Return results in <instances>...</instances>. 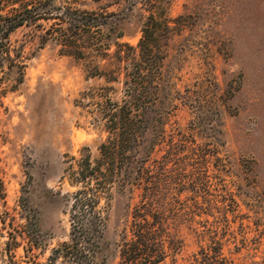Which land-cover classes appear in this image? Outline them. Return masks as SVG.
I'll use <instances>...</instances> for the list:
<instances>
[{
    "label": "rangeland",
    "instance_id": "rangeland-1",
    "mask_svg": "<svg viewBox=\"0 0 264 264\" xmlns=\"http://www.w3.org/2000/svg\"><path fill=\"white\" fill-rule=\"evenodd\" d=\"M41 1L54 12L62 5L113 12L120 40L133 46L148 9L170 19L169 32H156L165 40L161 101L170 112L162 137L157 122L147 133L146 144L159 141L150 163L164 171L159 176L174 186L173 197L216 208L188 222L179 207L170 224L177 250L157 264H193L192 255L209 245L207 234L197 233L214 227L218 264H264V0ZM55 21L36 23L47 29ZM40 29L21 26L9 35L24 69L17 89L0 94V264H122L127 203L140 191L110 195L98 185L76 194L83 186L71 183L86 155L99 157L104 114L109 100H121L120 85L91 76L86 61L51 42L39 47ZM5 76L2 87L16 77ZM230 195L237 206L225 214ZM74 225H82L74 229L75 247Z\"/></svg>",
    "mask_w": 264,
    "mask_h": 264
},
{
    "label": "trees",
    "instance_id": "trees-1",
    "mask_svg": "<svg viewBox=\"0 0 264 264\" xmlns=\"http://www.w3.org/2000/svg\"><path fill=\"white\" fill-rule=\"evenodd\" d=\"M5 1L10 2L9 9H6ZM47 4L41 0L0 1V94L16 90L23 80L22 51L13 48L9 40V35L21 26L41 28L39 47L51 42L58 47L60 54L86 61L91 76L120 85L121 100H109L104 114L103 128L107 137L99 146V157L92 162L90 154L86 155L84 163L76 171L78 176L71 183L80 182L83 186L76 194L96 189L98 185L110 190V195H123L126 190L138 189L139 200L132 206L127 203L131 211L123 227L119 250L121 263L157 264L167 256L168 250H177V240L170 231V224L181 216L179 207H185L184 215L188 222L194 221L196 215H212L209 214L210 208H216L210 200L204 199L200 203L190 198L191 203L186 205L173 197L174 186L159 176L164 171L157 173L150 163L159 141L146 144L147 133L153 130L152 123L157 122L160 124L157 136L162 137L170 112L169 106H163L161 101L166 87L162 68L165 40L161 41L156 36L159 30L170 31V19L166 15L156 19L155 11L148 9L141 27L142 36L133 46L120 40L122 33L115 31L117 19H109L113 12L65 5L54 12L55 9ZM49 18L56 21L47 29L36 23L39 19ZM101 61H104L103 69L99 65ZM13 73L16 75L14 83H6L2 87L5 75ZM205 186L208 184L204 183ZM2 195L0 179V197ZM228 200L222 206L225 214L237 206L231 195ZM204 222L206 224L207 219ZM76 228L80 230L82 225L72 228L70 240L74 247L78 243V237L74 235ZM202 233L207 234L209 245L192 255L193 264H218L221 242L216 237V227L207 228L197 235ZM63 248L65 250L61 254L66 257L70 254L69 246L64 244Z\"/></svg>",
    "mask_w": 264,
    "mask_h": 264
}]
</instances>
